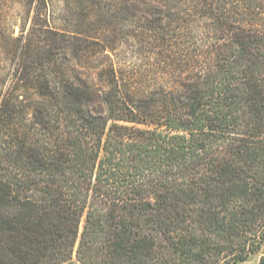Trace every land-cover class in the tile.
Returning a JSON list of instances; mask_svg holds the SVG:
<instances>
[{
    "label": "trees",
    "instance_id": "trees-1",
    "mask_svg": "<svg viewBox=\"0 0 264 264\" xmlns=\"http://www.w3.org/2000/svg\"><path fill=\"white\" fill-rule=\"evenodd\" d=\"M1 22L0 264H264V0Z\"/></svg>",
    "mask_w": 264,
    "mask_h": 264
},
{
    "label": "rangeland",
    "instance_id": "rangeland-1",
    "mask_svg": "<svg viewBox=\"0 0 264 264\" xmlns=\"http://www.w3.org/2000/svg\"><path fill=\"white\" fill-rule=\"evenodd\" d=\"M0 28L2 29L3 28V25H2V22L0 24ZM3 46V43L2 41L0 40V67H4V65L6 64V57H5V53H4V48L2 47ZM123 46H125L124 48V52L127 51V59L128 61H132V56H131V53L132 51L135 49V47H132V46H139V44H137L136 42H124ZM129 46V47H127ZM127 48H129L127 50ZM259 261H260V256L259 255H253L250 257V259L246 262H242V263H238V264H259Z\"/></svg>",
    "mask_w": 264,
    "mask_h": 264
}]
</instances>
